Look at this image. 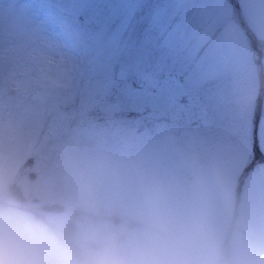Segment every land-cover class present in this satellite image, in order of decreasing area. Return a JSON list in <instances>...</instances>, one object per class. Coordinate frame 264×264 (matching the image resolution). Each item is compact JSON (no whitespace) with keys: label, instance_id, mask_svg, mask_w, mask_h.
Returning <instances> with one entry per match:
<instances>
[{"label":"rangeland","instance_id":"374dc122","mask_svg":"<svg viewBox=\"0 0 264 264\" xmlns=\"http://www.w3.org/2000/svg\"><path fill=\"white\" fill-rule=\"evenodd\" d=\"M262 84L264 0H0V262L81 264L153 184L264 264Z\"/></svg>","mask_w":264,"mask_h":264},{"label":"clouds","instance_id":"9594fccd","mask_svg":"<svg viewBox=\"0 0 264 264\" xmlns=\"http://www.w3.org/2000/svg\"><path fill=\"white\" fill-rule=\"evenodd\" d=\"M136 225L104 235L102 249L85 251L81 264H228L207 213L202 209L177 213L159 185L142 188ZM85 239L95 241L101 234L86 230Z\"/></svg>","mask_w":264,"mask_h":264},{"label":"trees","instance_id":"16d2710c","mask_svg":"<svg viewBox=\"0 0 264 264\" xmlns=\"http://www.w3.org/2000/svg\"><path fill=\"white\" fill-rule=\"evenodd\" d=\"M246 30H249V29L246 28ZM249 36H250V35H249ZM71 250H73V249H71ZM79 253H80V252H79ZM81 255H83V254L81 253Z\"/></svg>","mask_w":264,"mask_h":264}]
</instances>
